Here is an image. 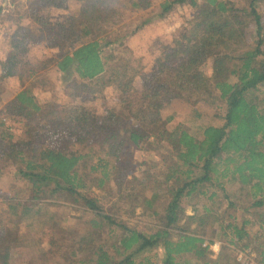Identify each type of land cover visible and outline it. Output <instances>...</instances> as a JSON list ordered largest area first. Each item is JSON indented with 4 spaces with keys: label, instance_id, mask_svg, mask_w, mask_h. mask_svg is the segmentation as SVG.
Wrapping results in <instances>:
<instances>
[{
    "label": "trees",
    "instance_id": "trees-1",
    "mask_svg": "<svg viewBox=\"0 0 264 264\" xmlns=\"http://www.w3.org/2000/svg\"><path fill=\"white\" fill-rule=\"evenodd\" d=\"M39 1L48 13L64 6L63 0ZM188 2L195 15L162 46L154 78L164 79L170 91L190 89L208 106H214L209 98L218 104L221 122L197 132L182 123L169 128L174 116L162 118L153 80L112 49L153 20L112 38L127 14L148 9L151 1L97 0L65 23L45 25L59 48L49 61L59 73L77 79L84 92L116 80L126 112L110 108L98 122L89 110L69 116L39 101L35 71L23 66L14 40L0 61V177L14 167L31 198L10 204L0 219V264H10L26 226L41 228L43 235L57 219L51 209L61 205L80 213L84 232L72 238L57 221L47 234L50 249L39 251L31 264H239L234 255L250 248L249 228L264 232V10L258 7L264 0H166L158 17ZM209 63L211 75L205 71ZM138 76L143 90L128 92ZM11 77L22 89L4 101L1 84ZM152 113L155 119L142 127ZM10 122L24 125L28 137L17 138ZM146 143L162 147L161 160L169 167L159 176L128 179L122 155L129 144ZM139 210L148 221L144 227L130 223ZM215 242L221 243L217 257ZM260 247L264 241L258 250L264 264Z\"/></svg>",
    "mask_w": 264,
    "mask_h": 264
},
{
    "label": "rangeland",
    "instance_id": "rangeland-1",
    "mask_svg": "<svg viewBox=\"0 0 264 264\" xmlns=\"http://www.w3.org/2000/svg\"><path fill=\"white\" fill-rule=\"evenodd\" d=\"M149 1L152 4L148 9L132 15L127 14L126 22L121 27L122 31L117 30L112 38L124 37L127 33L133 31L144 19L152 18L153 20L137 33L128 37L123 44L117 43L114 45L112 49L115 51V55L124 57V61L127 62L125 63L130 68H135L137 71L140 70L153 80L157 94L154 91L152 94L153 96L156 95V101L160 103L162 118L167 119L174 116L169 128H174L182 123L193 132H197L199 126L210 123L218 124L221 122L220 118L215 116L218 112L216 108L218 104H214L212 98L207 99V102L212 103L215 107L208 106L199 92L195 93L190 89L178 92L170 91L165 87L164 79L154 78L157 72L156 59L163 51L162 46L172 43L173 39L180 34L182 29L194 17L195 10L189 2L179 4L175 5L170 13L160 18L158 17L161 13L160 6L166 0ZM198 1L201 3L202 0ZM230 1L241 5L243 0ZM62 2L64 5L62 8H54L48 13L47 11H40L39 0H0V10L2 11L0 27L4 23L9 22V28H11L6 29L5 38L3 41L0 40L1 45L3 44V48L0 46V57L4 56L2 53L3 49L9 54L14 47V40L18 39L20 42L18 44L20 47L19 57L25 64L23 66L27 69L30 66L35 71V77L32 82L36 84L35 93L39 101L53 103L59 112H65L64 114L71 116L79 114L82 110H89L94 122L100 121V117L110 108H117L126 112V108L121 102L122 91L117 88L116 80L105 87L101 84L98 85L95 92L94 89L93 91L88 89L84 92L81 84L74 82L77 79H73L69 75H62L57 71L54 63H49L51 59L58 55L59 48L54 45L52 33L46 30L45 25L47 23H65L72 15L77 14L82 9L92 8L97 0H63ZM258 7L261 11L264 10L263 3H260ZM14 28L15 30H12ZM0 34L2 35L1 30ZM249 39L252 43L256 42L254 33L249 36ZM117 61L116 58L115 63ZM205 71L208 75H211L212 63H209ZM131 72L132 74L135 73L134 71ZM136 74L139 75V73ZM1 86L6 91L3 95L4 101L12 99L22 89L16 77L8 78ZM127 90L130 93H140L143 90L142 78L136 77L129 84ZM195 110L203 114L201 119L196 118ZM149 116L148 119L140 124L142 127H147L149 122L155 119V114L152 113ZM9 126H12L17 138L28 137L29 134L24 125L21 126L10 122ZM162 153L163 149L160 146L146 143L141 147H136L129 144L120 160L123 175L128 179H132L134 176L146 177L148 174L159 176L160 171H165L169 167L168 164L162 162ZM30 198L31 194L28 184L20 180L14 167L7 166L0 177V219L6 217L10 204L19 200L27 201ZM51 211H55L58 214L57 219H52V223L45 227L43 235L40 233L42 231L41 228L26 226L27 228L23 229L20 244L13 252L10 264H31L39 251L50 249V239L47 234L50 231L52 232L50 226L57 223V221L72 234V238L79 237L84 232V225L77 218L80 213L76 212L72 207L61 205L51 209ZM187 211L188 214H191L192 208L189 207ZM236 215L239 217V214ZM26 223L28 222H24L23 225H27ZM130 223L131 225H140L139 227L148 225V221L142 217V211L140 210L137 212V217L131 219ZM254 227L249 228L252 233L250 248L243 251L237 250L234 255L237 259L243 255L244 259L250 257L255 261H260L258 250L260 243L264 241V232H260L258 227ZM45 231L47 232L46 235ZM256 235L263 237V239H256ZM260 249L262 251L264 247H260ZM220 250L218 253L213 251L215 257L220 253Z\"/></svg>",
    "mask_w": 264,
    "mask_h": 264
},
{
    "label": "built area",
    "instance_id": "built-area-1",
    "mask_svg": "<svg viewBox=\"0 0 264 264\" xmlns=\"http://www.w3.org/2000/svg\"><path fill=\"white\" fill-rule=\"evenodd\" d=\"M221 248V244L219 242H215L212 246L211 249L215 252L218 253ZM241 255L237 260L239 261V264H262L259 263L258 261H255L253 258L247 257L244 259Z\"/></svg>",
    "mask_w": 264,
    "mask_h": 264
},
{
    "label": "crops",
    "instance_id": "crops-1",
    "mask_svg": "<svg viewBox=\"0 0 264 264\" xmlns=\"http://www.w3.org/2000/svg\"><path fill=\"white\" fill-rule=\"evenodd\" d=\"M9 22H6V23H4L3 25H1V32H2V35L0 34V40H2L3 41V39L5 38V32L7 31L6 29H11V28H9V24H8ZM13 26V25H12ZM11 26V27H12ZM147 29V28H146ZM12 30H15V28L14 29H12ZM0 46L3 48V44L1 45V43H0ZM2 53L4 54V56L3 57H0V60L1 61H4L6 58H7V56H8V52L7 51H5L4 49L2 50ZM2 73V72H1Z\"/></svg>",
    "mask_w": 264,
    "mask_h": 264
}]
</instances>
